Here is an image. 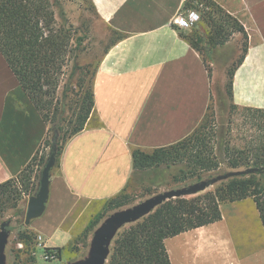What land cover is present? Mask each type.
Returning <instances> with one entry per match:
<instances>
[{
    "label": "crops",
    "instance_id": "crops-1",
    "mask_svg": "<svg viewBox=\"0 0 264 264\" xmlns=\"http://www.w3.org/2000/svg\"><path fill=\"white\" fill-rule=\"evenodd\" d=\"M90 1L115 44L98 63L94 110L84 130L66 142L54 166L58 172L52 169L46 210L26 225L42 234L50 249L71 240L70 230L82 214H76L77 205L81 211L82 202H104L126 188L134 173V151L175 145L204 122L219 79V57L206 61L173 25L189 0ZM213 1L248 36V52L233 78L232 104L264 109V0ZM47 135L48 125L0 52V185L22 175ZM246 200L229 204L235 210ZM220 208L221 221L186 232L192 234L195 260L209 249L224 248L223 238H217L220 230L214 233L224 221ZM231 235L236 240L224 250L227 264H264V228L228 231Z\"/></svg>",
    "mask_w": 264,
    "mask_h": 264
},
{
    "label": "trees",
    "instance_id": "trees-1",
    "mask_svg": "<svg viewBox=\"0 0 264 264\" xmlns=\"http://www.w3.org/2000/svg\"><path fill=\"white\" fill-rule=\"evenodd\" d=\"M52 6L48 0H0V52L46 124L50 119L48 115L41 113L44 107L43 88L49 83L47 79H52L49 75L67 47L60 36H55L51 27ZM184 8L197 9L208 23L210 32L206 43L210 49L227 43L232 33L239 32L244 35L243 53L227 73L228 93L232 100L234 74L248 52V36L244 27L213 0H189ZM60 15L66 19L64 11H61ZM203 19L200 24L204 23ZM176 30L200 52L199 46L204 40L197 28L190 32L177 28ZM85 39V35L77 39L78 47ZM114 44L115 41L109 46ZM74 68L78 69V66L75 65ZM94 105V84H91L82 99L76 119L69 122L67 129L66 110H62L60 119L52 128V131L60 136L58 141L61 135H64V145L61 146L58 142L56 147L52 146L57 161L66 142L84 130ZM234 107L255 114V118L258 117L255 120L251 119L254 122L253 126H256L260 133L255 140L257 144L251 141L245 148H233L227 144L223 147L222 141L220 148H217L216 142H213L216 134H209L204 120L190 136L175 145L151 152L134 151V170L145 171L163 165L169 167L184 163L187 170L182 171L180 183L195 178L200 181L205 174L216 173L205 182L210 185L214 181L221 184L214 192L209 191L194 198L166 202L152 214L120 233L115 240L108 264H172L165 241L221 221L222 203L253 199L264 228V109ZM55 121L54 119V123ZM37 156L21 176L0 185V200L8 199L17 192L15 182L19 179L22 180L23 187L18 194L22 196L30 191L32 179L30 168ZM40 162L44 165L45 160L42 159ZM120 194L107 200L108 205L113 208L126 205L124 201L118 202ZM100 219L96 220L91 228H94ZM6 230L9 231V228ZM36 237L29 229H25L19 234V241L25 247L30 245L26 251L32 253ZM47 250H56L57 255L62 251L61 248Z\"/></svg>",
    "mask_w": 264,
    "mask_h": 264
},
{
    "label": "rangeland",
    "instance_id": "rangeland-1",
    "mask_svg": "<svg viewBox=\"0 0 264 264\" xmlns=\"http://www.w3.org/2000/svg\"><path fill=\"white\" fill-rule=\"evenodd\" d=\"M48 2L53 5L50 9L53 15L50 16L53 32L55 36H60L66 42L67 47L62 58L56 63L55 68L49 75L52 79H47L51 85L46 83L43 88L44 95L42 98L44 107L41 113L48 115L50 120L47 123L48 135L44 140L36 161L33 162L30 168L32 176L30 191L22 196L18 194L23 187V182L19 179L15 182L17 192L8 199L2 198L0 200V233L3 228H9L7 244L4 251L6 264H74L81 262L90 255L95 233L112 215L138 207L147 200L159 195L187 189L208 181L210 176L216 175V173L205 174L200 181L195 178L180 183L179 180L182 177V171L187 170V165L184 163L169 167L163 165L159 168H150L145 171L134 170L129 184L118 199V202L124 201L126 205L113 208L108 205L107 201L89 204L82 202V206L80 207V209L82 208L81 211H78L79 205H77L76 214L79 212L82 214L80 218H76L73 228L70 230L72 238L61 248L62 251L57 255V259L45 261L42 259L44 255V250L42 249L38 250L37 256H34V258L30 251H26L30 245L28 247L24 246L21 249L22 251H17L16 244L20 242L19 234L27 228L25 217L28 201L39 190L41 173L50 156L52 146L54 144L56 146L58 142L59 145H64V135L62 134L58 141L60 136L58 137L52 131V128L60 119L63 109L66 110V129L69 128V122L76 119L83 97L88 91V88L91 87V84H94L100 58L112 43L111 36L113 35L98 17L90 0H48ZM61 11H64L66 19L61 17ZM200 16L202 20L201 13ZM204 23V25L199 23L197 27V30H199L204 40V43L199 46V50L206 61L209 60V57L218 56L220 70L212 104L204 123L207 128L206 130H209L210 135L216 134V137H213L215 138L213 142H216L217 148H220L222 141L223 147L227 144L233 148H245L250 145L251 141L257 144L255 140L260 133L257 131V127L253 126L254 122L251 119L255 120L258 117L256 116L255 118V114L251 112L236 109L228 93L227 73L238 62L243 53L245 44L244 35L239 32L232 33L227 43L210 49L206 43L210 27L205 20ZM84 35L86 39L78 47L77 39ZM224 64H226L225 68L222 67ZM75 65L78 66V69L74 68ZM54 119L56 120L55 123ZM42 159L45 160L44 165L40 162ZM57 172L58 167L56 166L53 173L56 174ZM220 184L221 182H215L205 190L197 193L165 200L137 220L127 222L120 226L109 240V253L106 256L104 264L109 263L118 235L129 229L130 226L143 220L166 202L175 201L180 198H194L209 191L214 192ZM222 205L224 221L216 225L215 230L217 231H214V233L220 230L221 233L217 238H223L224 248L218 252H210L209 249L208 254L203 253L199 260H195L194 248L191 247L193 243L190 240L192 238L189 237L192 234L188 235L190 233L188 232L184 234L186 235L185 237H173L169 238L167 242L165 241L172 264H191L192 262L194 264H227L224 250L228 247L229 242L234 243L236 240L234 239L236 238L235 236L231 235L229 238L227 237L228 231L231 233V230H263L253 199H247L238 205L240 207L235 210H232L231 204L229 203H222ZM98 219H100V222L94 228H91L92 224ZM186 237H189L186 239L188 241L186 245L188 244L189 246L185 245ZM238 239L243 241L244 234L242 232L239 234ZM44 240L46 243L45 238Z\"/></svg>",
    "mask_w": 264,
    "mask_h": 264
},
{
    "label": "water",
    "instance_id": "water-1",
    "mask_svg": "<svg viewBox=\"0 0 264 264\" xmlns=\"http://www.w3.org/2000/svg\"><path fill=\"white\" fill-rule=\"evenodd\" d=\"M55 146V144L53 145ZM56 147V146H55ZM56 152L51 149L50 156L42 170L40 187L35 196L29 198L26 210V225H30L32 220L39 218L46 210V206L50 197V178L51 172L56 164ZM216 181H214L215 183ZM210 184L207 182L191 186L187 189L169 192L159 195L155 198L147 200L145 203L130 210L118 212L108 218L105 223L97 230L93 237L92 250L87 259L74 264H104L106 256L109 253L108 243L116 230L127 222L137 220L152 209L160 205L163 201L179 197L186 194H194L201 190H205ZM8 238V231L3 228L0 233V264H6L4 254Z\"/></svg>",
    "mask_w": 264,
    "mask_h": 264
},
{
    "label": "built area",
    "instance_id": "built-area-1",
    "mask_svg": "<svg viewBox=\"0 0 264 264\" xmlns=\"http://www.w3.org/2000/svg\"><path fill=\"white\" fill-rule=\"evenodd\" d=\"M201 22V16L197 9H189L183 12L178 13L173 19V25L180 31L190 32L193 29L197 28L199 23ZM44 238L42 234H38L35 240L34 250L32 252L33 256H37L38 250H44V255L42 259L45 261H52L57 259L56 251H48V247L44 242ZM21 249L24 247L23 245L19 246Z\"/></svg>",
    "mask_w": 264,
    "mask_h": 264
}]
</instances>
